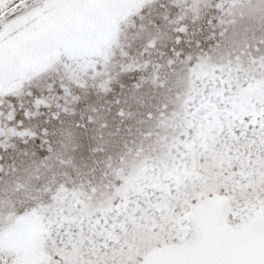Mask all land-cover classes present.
<instances>
[{
	"label": "snow or ice",
	"instance_id": "6c2138e0",
	"mask_svg": "<svg viewBox=\"0 0 264 264\" xmlns=\"http://www.w3.org/2000/svg\"><path fill=\"white\" fill-rule=\"evenodd\" d=\"M0 264H264V0H0Z\"/></svg>",
	"mask_w": 264,
	"mask_h": 264
}]
</instances>
